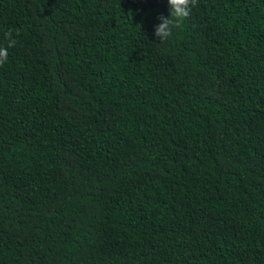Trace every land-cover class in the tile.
<instances>
[{"label": "trees", "instance_id": "trees-1", "mask_svg": "<svg viewBox=\"0 0 264 264\" xmlns=\"http://www.w3.org/2000/svg\"><path fill=\"white\" fill-rule=\"evenodd\" d=\"M0 0V264H264V0Z\"/></svg>", "mask_w": 264, "mask_h": 264}, {"label": "clouds", "instance_id": "clouds-1", "mask_svg": "<svg viewBox=\"0 0 264 264\" xmlns=\"http://www.w3.org/2000/svg\"><path fill=\"white\" fill-rule=\"evenodd\" d=\"M169 6V15L167 17L160 16V21L155 26L154 35L160 41L167 40L173 32V28H179L182 22L189 17L191 8L197 4V0H167ZM7 38V47H0V65H3L8 58V48L15 47L16 40L12 38L11 31L5 33Z\"/></svg>", "mask_w": 264, "mask_h": 264}]
</instances>
